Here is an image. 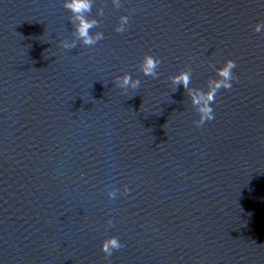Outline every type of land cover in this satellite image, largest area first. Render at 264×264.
Wrapping results in <instances>:
<instances>
[{
    "label": "water",
    "instance_id": "obj_1",
    "mask_svg": "<svg viewBox=\"0 0 264 264\" xmlns=\"http://www.w3.org/2000/svg\"><path fill=\"white\" fill-rule=\"evenodd\" d=\"M85 15L91 46L63 0H0V264H264V0H91ZM229 58L232 87L197 126L192 93Z\"/></svg>",
    "mask_w": 264,
    "mask_h": 264
},
{
    "label": "clouds",
    "instance_id": "obj_2",
    "mask_svg": "<svg viewBox=\"0 0 264 264\" xmlns=\"http://www.w3.org/2000/svg\"><path fill=\"white\" fill-rule=\"evenodd\" d=\"M63 6L74 13V16L70 18L75 27V34L81 39L85 45H94L101 39L103 34L97 32L95 34L90 33V29L94 28L98 21L95 19H88L85 13L91 11V0H63ZM127 23V17L121 18V26L116 30L118 32H124L126 29L123 27ZM254 31L260 33L264 31V22H258L254 25ZM65 48L73 45L63 44ZM160 64V59L153 56L150 53H145L140 64L141 72L145 76H151L157 78L159 72L157 67ZM236 67L235 60L229 58L226 59L223 65L217 70V76L219 79L209 81L208 91H196L192 93L196 97V103L198 105V111L200 113L197 126L202 125L207 120L214 119V111L212 104L215 101L216 93L219 89H230L232 87V81L236 78L233 74V69ZM173 83L178 87L183 84L188 86L190 81V72L184 70L176 73L172 76ZM117 83L121 87L138 88L140 86V80L134 79L130 73H124L122 76L117 77ZM122 247V243L116 236H108L101 241V250L106 256H111L113 250H118Z\"/></svg>",
    "mask_w": 264,
    "mask_h": 264
}]
</instances>
